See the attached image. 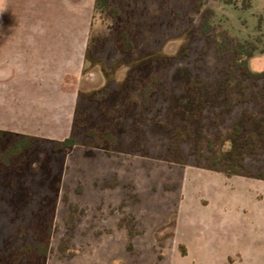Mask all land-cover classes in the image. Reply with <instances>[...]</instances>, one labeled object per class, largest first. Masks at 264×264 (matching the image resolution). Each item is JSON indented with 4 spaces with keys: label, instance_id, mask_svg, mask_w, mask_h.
Wrapping results in <instances>:
<instances>
[{
    "label": "rangeland",
    "instance_id": "374dc122",
    "mask_svg": "<svg viewBox=\"0 0 264 264\" xmlns=\"http://www.w3.org/2000/svg\"><path fill=\"white\" fill-rule=\"evenodd\" d=\"M106 7L93 15L87 65L65 90L78 100L74 121L114 124L117 147L110 157L95 150L87 158L83 146L65 155L46 264H237L236 255L220 258L235 234L245 244L250 232L264 233V181L209 172L197 157L240 156L249 171H264L257 142L264 82L233 77L231 58L220 57L204 30L255 41L250 68L264 72V0H111ZM123 33L129 52L118 47ZM152 62L160 84L147 100L129 80ZM107 88L116 91L106 103L111 121L91 101ZM204 231L224 233L223 249H204Z\"/></svg>",
    "mask_w": 264,
    "mask_h": 264
},
{
    "label": "crops",
    "instance_id": "0c3cea01",
    "mask_svg": "<svg viewBox=\"0 0 264 264\" xmlns=\"http://www.w3.org/2000/svg\"><path fill=\"white\" fill-rule=\"evenodd\" d=\"M95 5L0 0V130L57 141L71 135L78 100L65 84L87 65ZM223 234L204 231L200 244L223 249ZM248 235L252 242L241 244L243 235L235 234L220 262L236 255L237 264H264V233Z\"/></svg>",
    "mask_w": 264,
    "mask_h": 264
},
{
    "label": "trees",
    "instance_id": "16d2710c",
    "mask_svg": "<svg viewBox=\"0 0 264 264\" xmlns=\"http://www.w3.org/2000/svg\"><path fill=\"white\" fill-rule=\"evenodd\" d=\"M110 1L96 0L95 11L106 10ZM114 14H118L116 9L112 16ZM209 28L206 26L204 33L208 36L209 43L215 45L220 57L228 55L231 58L230 74L233 77L241 74L242 79L250 80L253 84L264 82V72H254L250 68V60L258 52L255 41H236L223 33L210 36ZM118 47L125 52L132 49L125 33L122 34ZM157 66L156 62L144 65L129 80L134 88L142 89L147 100L154 99L155 87L160 84L158 79L151 76ZM114 94L116 91L107 88L91 98L107 121L112 119H107L111 110L107 108L106 103ZM126 100L129 107H134L133 99L127 97ZM196 120L202 122L198 115ZM116 130L114 124L88 128L86 124L74 121L71 135L62 141L0 130V264H46L62 175L65 171V157L81 146L86 148L87 158H92L95 150L112 156L118 141ZM76 132H80L82 139L76 137ZM190 137L191 131L185 132L178 136V142L183 144ZM209 142L213 151L214 143ZM257 142L264 145V129ZM42 149H45V157L37 165L36 157ZM250 150H253V147H250ZM177 153V156L181 155L179 150ZM203 154L197 157L198 165L209 172H223L228 178L245 177L264 181V171L257 174L249 171L240 156H233L231 160L224 161L217 156ZM204 158L207 165H202ZM16 162L22 164L21 167L24 166L22 170L16 169ZM181 250L183 256H186L185 248L181 247Z\"/></svg>",
    "mask_w": 264,
    "mask_h": 264
}]
</instances>
